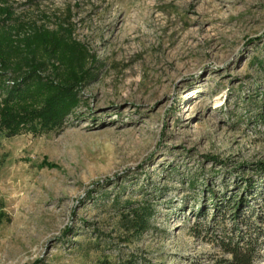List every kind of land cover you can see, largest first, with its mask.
Listing matches in <instances>:
<instances>
[{
	"label": "rangeland",
	"instance_id": "1",
	"mask_svg": "<svg viewBox=\"0 0 264 264\" xmlns=\"http://www.w3.org/2000/svg\"><path fill=\"white\" fill-rule=\"evenodd\" d=\"M0 6L67 21L94 59L64 130L0 138V264H214L222 240L247 233L264 264V0ZM235 194L259 232L237 209L216 219ZM143 204L151 226L135 234L124 220Z\"/></svg>",
	"mask_w": 264,
	"mask_h": 264
},
{
	"label": "trees",
	"instance_id": "2",
	"mask_svg": "<svg viewBox=\"0 0 264 264\" xmlns=\"http://www.w3.org/2000/svg\"><path fill=\"white\" fill-rule=\"evenodd\" d=\"M91 59L88 47L75 38L67 21L55 29L37 26L16 16L9 7L0 6V138L42 136L64 130L82 104L80 93L91 78ZM253 123L264 126V98L256 107ZM247 184L249 191L255 189L252 181ZM237 196H225L224 203L213 204L216 219L225 208L237 209L236 217H242L248 229L259 232L252 225L253 214L245 216L242 210L248 201L238 202ZM152 216V205L143 204L132 209L124 221L135 234H141L150 228ZM259 222L264 225V208ZM221 248L227 257L214 264H257L261 257L252 233L240 236L238 241L222 240ZM100 264L151 263L132 257Z\"/></svg>",
	"mask_w": 264,
	"mask_h": 264
}]
</instances>
